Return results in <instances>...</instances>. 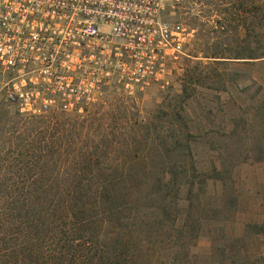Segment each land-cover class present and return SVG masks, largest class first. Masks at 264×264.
Wrapping results in <instances>:
<instances>
[{
	"label": "trees",
	"instance_id": "16d2710c",
	"mask_svg": "<svg viewBox=\"0 0 264 264\" xmlns=\"http://www.w3.org/2000/svg\"><path fill=\"white\" fill-rule=\"evenodd\" d=\"M210 2L200 38L216 41L202 42L203 58L264 60V0ZM89 110L30 120L0 113V264L163 262L176 195L199 176L192 134L176 128V111L140 121L126 110L121 126L117 115Z\"/></svg>",
	"mask_w": 264,
	"mask_h": 264
},
{
	"label": "rangeland",
	"instance_id": "374dc122",
	"mask_svg": "<svg viewBox=\"0 0 264 264\" xmlns=\"http://www.w3.org/2000/svg\"><path fill=\"white\" fill-rule=\"evenodd\" d=\"M210 1L167 0L168 20L196 28L169 85L133 94L117 85L103 87L89 113L115 114L122 126L126 110L140 121L176 111L182 116L176 128L192 134L199 176L176 195L177 229L164 237L161 264H264V60L203 58L202 42L211 47L216 41L200 38L213 19ZM197 16L201 29L193 26ZM4 80L0 71V87ZM3 112L30 120L0 95Z\"/></svg>",
	"mask_w": 264,
	"mask_h": 264
},
{
	"label": "built area",
	"instance_id": "2783aa9c",
	"mask_svg": "<svg viewBox=\"0 0 264 264\" xmlns=\"http://www.w3.org/2000/svg\"><path fill=\"white\" fill-rule=\"evenodd\" d=\"M193 35L167 0H0V95L24 116L82 114L103 87L169 85Z\"/></svg>",
	"mask_w": 264,
	"mask_h": 264
}]
</instances>
